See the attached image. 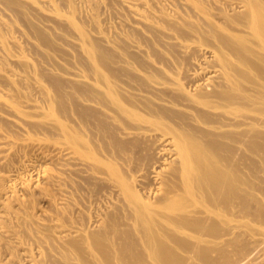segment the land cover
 Masks as SVG:
<instances>
[{"label": "bare ground", "instance_id": "bare-ground-1", "mask_svg": "<svg viewBox=\"0 0 264 264\" xmlns=\"http://www.w3.org/2000/svg\"><path fill=\"white\" fill-rule=\"evenodd\" d=\"M0 264H264V0H0Z\"/></svg>", "mask_w": 264, "mask_h": 264}]
</instances>
